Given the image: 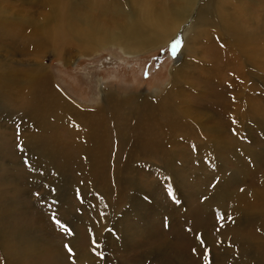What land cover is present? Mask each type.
Wrapping results in <instances>:
<instances>
[{
	"label": "rangeland",
	"instance_id": "1",
	"mask_svg": "<svg viewBox=\"0 0 264 264\" xmlns=\"http://www.w3.org/2000/svg\"><path fill=\"white\" fill-rule=\"evenodd\" d=\"M204 1L166 43L127 56L111 44L86 51L69 27L113 33L129 10L152 2L172 15L177 0H0V73L9 75L0 81V264H69L59 252L71 248L91 255L82 264H214L226 247L235 253L234 229L250 241L262 236L256 215L240 231L242 218L236 226L216 194L262 187L264 0H213L217 26L182 49ZM29 32L38 49L25 46ZM31 67L41 72L36 96L47 98L29 117L33 90L17 75ZM164 96L181 117L133 110L139 98ZM204 143L219 149L196 150ZM22 240L28 248L13 261L8 250ZM248 251L246 264H264V251Z\"/></svg>",
	"mask_w": 264,
	"mask_h": 264
},
{
	"label": "bare ground",
	"instance_id": "2",
	"mask_svg": "<svg viewBox=\"0 0 264 264\" xmlns=\"http://www.w3.org/2000/svg\"><path fill=\"white\" fill-rule=\"evenodd\" d=\"M177 1L179 2V5L176 6L175 10L172 9V10H174V11H172V15H168V14L165 15V12L161 13V10L157 11L155 9H152V6H153L152 2H150L147 6H145V8H143L142 11L139 12V14L136 12L129 13L131 11V10H129V12H128L129 16L126 18V22L123 25H118V29L116 28L117 30L113 33L111 31L109 32L108 30H105L106 28L105 29H102V27L101 28H99V27L94 28V27L88 25L87 23L86 24L81 23L79 26H72V24H71L72 27L71 26L69 27V31H70V33H72V37H74V38L80 37L82 43H84V49L86 51L93 50V48L95 49V48H99V47H105L106 45L111 44V45L120 47L122 49L123 53L127 56L136 55V54L141 53V52H147L148 50H150L152 48H157L159 45H162L168 41V38L171 36L173 31L175 30L178 23L189 12V10L192 7L195 0H177ZM212 1L213 0H206L203 3H201V6L198 9V12H197L195 19L190 24V26H187L186 31L183 34V37L185 39L182 42V44H183L181 47L182 49H186L187 47L193 46V44L195 43L194 41L196 40V38L199 35L206 34V33L209 34V32H211V31L208 32L209 28L207 29V27H209L210 25L211 26H213V25L217 26V18L218 17H213V13L211 11L209 12V8L212 6L211 5ZM221 20H222V18H220V22H221ZM220 22H218V24ZM5 23H6V21L0 16V24H2L4 26ZM232 27L234 29H230V34L232 33L234 35L236 32L235 26H232ZM34 29L37 30L36 28H34ZM31 31H32V29H31ZM242 32H243V30L241 31V34H242ZM32 33L31 32L27 33L26 36L24 37L25 40L24 41L22 40V41L24 43L26 41V44H25L26 47H28L27 42H29V44L31 46L30 49L31 48L38 49V46H37L38 43L37 42L41 43L40 42L41 40L40 41H37V39L35 40L36 36L33 35ZM35 33H37V32H35ZM37 34H39V33H37ZM234 36H236V35H234ZM241 37L244 39L246 38V36H241ZM235 40H237V39H235ZM20 45H22V44H20ZM32 52H34V50H32ZM215 52H216V50H215ZM23 53H25V48L23 49ZM37 53L38 52L35 51L33 53V56L37 55ZM229 61H230V63L232 62L231 60H229ZM230 63L226 61L225 62L226 67L230 66ZM37 64H39V63H37ZM36 67H38V66L36 65ZM179 69H180V67L177 66L175 68V70L173 68V72H176ZM16 71H18V70H16ZM20 71H22V70H20ZM25 74L26 73H19L17 76L19 78L25 79L27 81V83L30 84V86H28V87L26 86V88L23 89L24 92L33 90L32 96L30 98L27 97V100L25 99L26 100L25 102L27 103V105L24 106V108H23L24 112L27 111L25 116L30 117V116H32L31 112H33L36 107H39L41 105V104H39L38 99H46L47 97L45 95H44V97H42V96L37 97L36 96L40 91V88H41L40 86H37V88L34 89V87L37 85V83L35 84V81H37V78L39 79V77H41L40 76V74H41L40 70L38 68H32V69H29L28 74H26V75ZM1 77H3L4 79H2ZM8 77H9V75H7L6 72L0 73V81H1V79L6 80V78H8ZM23 79H22V81H23ZM11 80H12V78H11ZM173 80H175V79H173ZM11 85H13V84H11ZM33 85H35V86H33ZM13 87L14 86H12V88ZM19 87H21V86H19ZM22 94H23V92H22ZM166 96L169 98V100H174V98L172 99L171 95H166ZM12 99H14V98H12ZM51 99H53V98H51ZM139 99H142V100H138L135 103L133 101L134 104L131 102L130 99H128V100H130V102L125 101L126 105L127 104H133V106H134L133 110L135 111V113L137 115H143V117L144 116L151 117V119H152V117H155V114H159L160 116H165V117H171V116L181 117L180 112L178 110H172L169 107L165 106V96L163 98H161L160 100H157V102L155 101L156 102L155 104L153 102H149L148 98H146V99L139 98ZM157 103H160L159 106ZM123 104H124V102H123ZM123 107H125V106H123ZM221 108H222V106H221ZM77 112L78 111H76V113ZM38 115H40V114H38ZM49 117L52 118L50 115H49ZM81 117H82V115H81ZM84 118L85 117L83 116V119ZM259 120H260L259 117L256 118L255 123L261 122ZM87 122H88V120H87ZM83 126H85V125H83ZM88 126L90 127V124ZM88 129H91V128H88ZM95 129H97V128H95ZM52 134H53V132H52ZM87 134H88V132H87ZM212 145H213V143H204L201 145H195V148H196V150H199L202 153L207 152L206 154H208V153H211L208 151H213L214 149L217 148V146L212 147ZM87 149H89V148H87ZM217 149H219V147ZM246 151H247L248 156H249L248 160L255 163L257 160V157L248 148L246 149ZM84 153H86V152H84ZM78 154H79V152H78ZM224 154L226 155V158L227 157H231V158L233 157L235 159V157H237V155H235L233 152H231V153L224 152ZM44 155H46V154H44ZM82 156H84V155H82ZM260 183H261L260 185L262 186L260 190H258V191L253 190L252 192H247V193L245 192V194H243L242 192L239 193L237 191L236 192H226V193H223L220 191L217 192L216 200L218 201V203H216V206L223 207V205H224V207H223L224 213H228V215L230 216V219L234 223H236V226H237L236 221L238 220V218H242V222H241L242 224L240 223L241 224L240 225V231L244 230V228H242V227L246 225L245 224L246 220H248V218L252 214H254V216L255 215L257 216V220L255 219L256 224L259 225L263 234L259 238H256V239H253L252 241H250V240H248V238L240 236V234H238L236 231H234L236 229H234L232 231L234 241H235L236 234L238 235L237 239L235 241L236 242L235 246L234 247L232 246L235 253L232 251V249L229 250V247H226L225 250H228V252H230V253H225L224 255H222V260H220V256H215L214 257L215 260L213 261L214 264H246V262H248V261H246L247 260V257H246L247 254L246 253L249 252L248 250H253V251L257 252L258 253L257 256L261 257V255H263L262 252L264 251V178L261 179ZM49 185H50V183H49ZM241 195H243V196H241ZM248 196H254V198L256 199V202L251 200V202L252 201L254 202V203H251L249 201L250 199H248ZM243 219H244V221H243ZM19 228H21V227H19ZM257 232H259L258 229H257ZM65 234H67V233H65ZM1 236H2V230L0 227V237ZM16 236H17V234H16ZM255 237H258V236H255ZM9 238H11V237H9ZM11 247H13V248H10L8 250V254L11 255L10 257L12 258L13 261H15V259H16V257H14V255L23 254V251L24 250L26 251V249L28 248L26 246L24 240H22V242L18 243L16 246L11 245ZM255 248H256V250H254ZM69 250L70 251H68V252L64 251V250L59 252V254L61 256L69 259V261H68L69 264L72 262H74V264H82L88 260H91V255L89 253L84 254V255H78L79 252H77V250H75L74 248H71ZM234 254H235V258L233 257ZM244 254H246V255H244ZM239 255L241 256V258L239 257L240 259L238 258ZM53 257L55 258V255ZM262 258H263V256H262ZM20 261L21 260L19 259V263H17L18 261L17 262L15 261V263L20 264Z\"/></svg>",
	"mask_w": 264,
	"mask_h": 264
}]
</instances>
